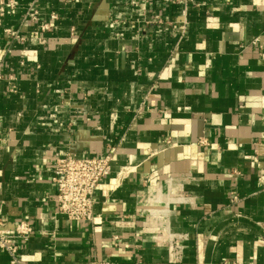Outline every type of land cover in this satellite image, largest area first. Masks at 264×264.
I'll list each match as a JSON object with an SVG mask.
<instances>
[{"label":"crops","instance_id":"crops-1","mask_svg":"<svg viewBox=\"0 0 264 264\" xmlns=\"http://www.w3.org/2000/svg\"><path fill=\"white\" fill-rule=\"evenodd\" d=\"M13 1L0 20V214L35 228L22 264H264V0ZM30 6L59 15L46 46ZM173 21L186 22L180 41ZM67 152L112 157L92 222L56 212L52 162Z\"/></svg>","mask_w":264,"mask_h":264},{"label":"built area","instance_id":"built-area-1","mask_svg":"<svg viewBox=\"0 0 264 264\" xmlns=\"http://www.w3.org/2000/svg\"><path fill=\"white\" fill-rule=\"evenodd\" d=\"M144 3L149 0H142ZM187 0H184L185 2ZM171 4L181 2V0H169ZM16 3L13 0L5 2L0 0V20L6 14L8 9L14 10ZM27 17L38 22V29L33 31L31 37L42 46H46L48 39L42 35V32L50 31L52 23L59 19L57 12H50L48 20H41V12L30 6L26 13ZM159 23L163 20L159 19ZM179 22H169L174 29L178 27L180 30V41L186 32V22L183 21L179 26ZM6 34L13 36L19 41H25L27 38L21 36L16 31L7 28L4 30ZM71 38L75 36L74 28L70 31ZM258 40L254 41V44ZM10 51V50H9ZM20 64L23 66L24 62ZM4 76L0 73V81ZM8 81L13 82L9 86L10 93L17 92L15 85V77L10 74ZM2 118L0 117V126ZM2 142L1 128H0V144ZM112 172V157L110 155H103L99 157H79L76 154L67 152L64 154H56L52 162V181L55 185L54 201L56 205V212L65 216L68 220L76 222H92L94 219V196L97 189L102 182ZM260 180V179H259ZM261 181V180H260ZM261 191L264 192V183H262ZM240 197L236 193H232L230 202L232 204L240 201ZM35 233V228L27 220L12 221L6 220L0 214V249L8 255L9 264H22L20 259V242L28 241ZM188 236L183 234L173 236L169 243V253L172 259H180L184 249L183 242ZM92 264H109L108 262L95 261Z\"/></svg>","mask_w":264,"mask_h":264}]
</instances>
